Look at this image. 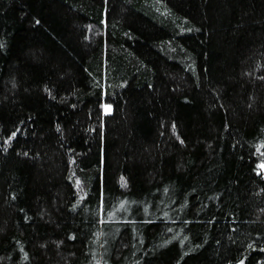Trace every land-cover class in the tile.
Returning <instances> with one entry per match:
<instances>
[{
	"label": "trees",
	"instance_id": "trees-1",
	"mask_svg": "<svg viewBox=\"0 0 264 264\" xmlns=\"http://www.w3.org/2000/svg\"><path fill=\"white\" fill-rule=\"evenodd\" d=\"M264 0H0V264H264Z\"/></svg>",
	"mask_w": 264,
	"mask_h": 264
},
{
	"label": "rangeland",
	"instance_id": "rangeland-1",
	"mask_svg": "<svg viewBox=\"0 0 264 264\" xmlns=\"http://www.w3.org/2000/svg\"><path fill=\"white\" fill-rule=\"evenodd\" d=\"M264 168V167H263Z\"/></svg>",
	"mask_w": 264,
	"mask_h": 264
}]
</instances>
